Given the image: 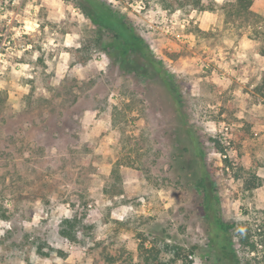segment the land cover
I'll return each mask as SVG.
<instances>
[{
	"label": "rangeland",
	"instance_id": "obj_1",
	"mask_svg": "<svg viewBox=\"0 0 264 264\" xmlns=\"http://www.w3.org/2000/svg\"><path fill=\"white\" fill-rule=\"evenodd\" d=\"M97 1L162 77L109 55L87 0H0V264H138L151 246L264 264V185L241 179L264 177V0L241 17L236 0Z\"/></svg>",
	"mask_w": 264,
	"mask_h": 264
},
{
	"label": "trees",
	"instance_id": "obj_2",
	"mask_svg": "<svg viewBox=\"0 0 264 264\" xmlns=\"http://www.w3.org/2000/svg\"><path fill=\"white\" fill-rule=\"evenodd\" d=\"M87 2L89 3V6L84 5L83 8H87V14L90 19L100 27L106 29L113 38V41L106 45L111 57L113 59H120V62L126 61L136 65H138L137 63L145 61L147 64L149 63L154 67L155 73H157L158 76L162 77V69L156 68L154 61L145 53L142 41L136 36L132 28L127 26L125 21L116 17L114 13L104 9L103 6H101V2H96V0H87ZM188 2L190 3L189 0H160L162 10H165L166 7L180 8ZM253 2L254 0H236L233 13L239 17L250 14V8L252 7ZM261 21H263L261 17H255V23ZM260 54L264 55V50L261 51ZM241 179L243 180V188L246 191L264 185V177H259L254 173L249 174L246 178L241 177ZM213 221L217 230L224 234V239L220 242L222 251L227 250L229 243L227 233L234 227V225L227 224L217 217H214ZM66 222L69 223L68 221ZM261 224H263L261 227L262 231L258 237L261 241H259V243L264 244V222ZM69 227L72 228V226ZM61 234L71 237L70 232L64 230L61 231ZM165 249L169 251L168 254L162 251H156L152 246L144 252H139L137 256L139 261L138 264H173L178 261L182 262V264H193L191 257L194 253L192 251H190L189 254H184L178 246H165Z\"/></svg>",
	"mask_w": 264,
	"mask_h": 264
},
{
	"label": "crops",
	"instance_id": "obj_3",
	"mask_svg": "<svg viewBox=\"0 0 264 264\" xmlns=\"http://www.w3.org/2000/svg\"><path fill=\"white\" fill-rule=\"evenodd\" d=\"M130 243H128L127 245H129ZM129 259L131 258V259H133V260H136L137 259V257L136 256H134L133 254H129V257H128ZM110 264H119V262H112V263H110ZM127 264H137L136 262H129V263H127Z\"/></svg>",
	"mask_w": 264,
	"mask_h": 264
}]
</instances>
